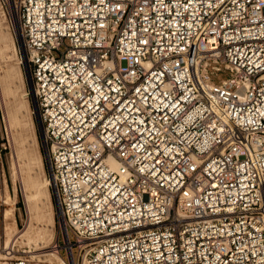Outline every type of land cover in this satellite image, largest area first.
Wrapping results in <instances>:
<instances>
[{
    "label": "built area",
    "instance_id": "built-area-1",
    "mask_svg": "<svg viewBox=\"0 0 264 264\" xmlns=\"http://www.w3.org/2000/svg\"><path fill=\"white\" fill-rule=\"evenodd\" d=\"M12 5L71 263L264 264V0Z\"/></svg>",
    "mask_w": 264,
    "mask_h": 264
},
{
    "label": "rangeland",
    "instance_id": "rangeland-1",
    "mask_svg": "<svg viewBox=\"0 0 264 264\" xmlns=\"http://www.w3.org/2000/svg\"><path fill=\"white\" fill-rule=\"evenodd\" d=\"M8 5H9V0H0V25L2 29L10 37V41L8 45L10 46L12 44L15 45L14 47L17 49V56L11 58L7 57L9 56L8 51H4L3 54L0 55V69H1L0 70V197L1 199H3L5 192L7 191L8 195L12 200L14 231L16 232H19L21 230L24 231L30 227L31 228L30 231L32 233H35L37 227H39L41 223L37 219L36 212L30 210L29 206L31 202H29L24 197L25 196L24 184L20 177H21V170L23 171L25 169V165L19 164L17 157V149H18L17 145L19 146L20 135L15 132H12L11 130V126H10L11 121H10L9 112L11 111L12 109L11 107L13 104L4 102L5 91L2 86V80H1V77L3 75V68L6 65H10L12 63L11 65L16 67L17 71L21 73L23 79L21 87L18 90H16L15 101L23 103L27 109V112L25 113V116H23V119L24 120L27 119L25 121L27 123L28 122L31 123L27 133L30 138L34 139V145L32 147L33 152L35 153V155H38L41 159V164L39 166L33 165L31 171L38 177L39 182L42 183L45 179L48 180V183L46 185L48 206L45 210V214L49 215V217L51 218V227L48 228L47 231V234H49V236L44 244L40 243L41 245L38 244L36 247H34L26 243H15L14 246L11 248L12 251L10 253L12 254L10 255V257L12 259L24 257L28 259L31 262V264H49L50 262H51L50 264H60L50 256L39 257V258H35L33 256L35 254H39L45 251H50L53 245H55L56 247L54 246V249L55 250L57 249L58 253L65 262L64 264H71L70 254L67 247L65 246V234L59 224V213L55 202L56 198L54 195L52 182L50 181L49 178L48 156L41 136V130L39 127L41 125L39 123L38 116L36 113L35 102L33 101L34 98L29 92L27 75H26L28 66L27 63L24 62V58L22 57V53L20 51L19 44L17 42V36L13 25L14 20L12 17L11 7L10 5L9 6ZM10 51H12V49H9V52ZM225 77H227L226 73H219L218 76L215 78V80L217 81ZM14 171L17 172L16 175L12 173ZM38 171L39 173H37ZM4 208L5 206L2 202L1 216L3 215ZM4 226L5 223L3 222L2 219L1 227H0V231H1L0 256L4 254L3 253L4 240H5V235L3 232Z\"/></svg>",
    "mask_w": 264,
    "mask_h": 264
},
{
    "label": "bare ground",
    "instance_id": "bare-ground-1",
    "mask_svg": "<svg viewBox=\"0 0 264 264\" xmlns=\"http://www.w3.org/2000/svg\"><path fill=\"white\" fill-rule=\"evenodd\" d=\"M9 5L11 7L12 17L14 20L13 25H14L15 33L19 39V32H18V28H17L15 11L13 10L12 0H9ZM2 21H3V19H2ZM9 41H10V37L7 35V33L2 29V27L0 25V55H2L4 51H8L9 56H7V57L11 58V57L17 56V49L14 47L15 45H13V44L11 46L8 45ZM9 49H12V51L9 52ZM22 57L24 58L23 54H22ZM4 62H7V61H4ZM24 62L26 63L25 58H24ZM11 64L6 65L3 68V75L1 77L2 86H3L4 91H5L4 102L13 104L11 107L12 109L9 112L10 121H11L10 126H11L12 132H15V133L20 135L19 146L17 145V147H18L17 157H18L19 164L25 165V169L23 171L21 170V177H20L23 181V184H24V195H25L24 197L29 202H31L30 206H29L30 210L36 212L37 219L41 224L39 225V227H37L35 233H32L30 231V229H31L30 227L24 231H22V230L19 232L14 231L12 200H11L10 196L8 195L7 191L4 189L6 191V192L4 191L5 195L2 199V202L5 206V208L3 209V215H2L3 216V218H2L3 222L5 223L4 231H3L4 235H5L4 247L9 248L10 250L14 246L15 243H26V244H28L30 246H34V247H36L40 243L44 244L46 239L49 236V234H47L48 228L51 227V218L49 217V215L45 214V210L48 206V196H47V192H46V189H47L46 185L48 183V180L45 179L42 183L39 182L38 177L31 171L33 165L39 166L41 164V159L38 155H35V153L33 152L32 147L34 145V139L30 138L28 136V133H27L29 128H30L31 123L30 122L27 123L25 121L27 119H25V120L23 119V116H25L27 109L23 103L15 101L16 90H18L21 87L23 79H22L21 73H19L17 71L16 67L11 65ZM26 75H27V81L30 83L28 69L26 71ZM1 101H3V100H1ZM8 130H9V128H8ZM40 130H41V127H40ZM13 154H15V153H13ZM106 162L110 166L111 169H113L114 171H116L117 173L120 174L121 178H123L125 176L126 169L117 160H115L113 158H108L106 160ZM36 168H37V166H36ZM12 173H14V175H16L17 172L14 171ZM37 173H39V171ZM42 185H43V187H42ZM52 187L54 190L53 182H52ZM58 213H59V210H58ZM46 243H48V242H46ZM54 246L55 245H53V247H52V249H50V251H45V252H42L39 254H35L33 256L35 258L50 256V257L54 258L60 264H64L65 262H64L63 258L60 256L57 249L56 250L54 249ZM65 246L67 248L69 247L68 237L66 235H65ZM40 248H42V247H40ZM68 251H69V249H68ZM70 259H71V257H70Z\"/></svg>",
    "mask_w": 264,
    "mask_h": 264
},
{
    "label": "water",
    "instance_id": "water-1",
    "mask_svg": "<svg viewBox=\"0 0 264 264\" xmlns=\"http://www.w3.org/2000/svg\"><path fill=\"white\" fill-rule=\"evenodd\" d=\"M17 42H18V44H19L20 51H21V53L23 54V49H22L21 41H20V38L18 39V37H17ZM28 87H29V92H30V94L33 96V94H32V86H31V83H29V82H28ZM49 178H50V181L52 182L50 172H49ZM55 202H56V206H57V201H56V199H55ZM57 210H58V207H57Z\"/></svg>",
    "mask_w": 264,
    "mask_h": 264
}]
</instances>
